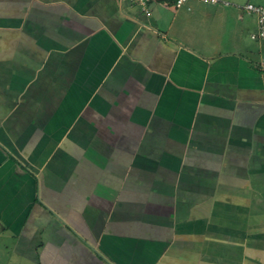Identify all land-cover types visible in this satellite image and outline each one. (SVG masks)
Here are the masks:
<instances>
[{
  "label": "crops",
  "instance_id": "1",
  "mask_svg": "<svg viewBox=\"0 0 264 264\" xmlns=\"http://www.w3.org/2000/svg\"><path fill=\"white\" fill-rule=\"evenodd\" d=\"M223 1L0 0V264H264V5Z\"/></svg>",
  "mask_w": 264,
  "mask_h": 264
},
{
  "label": "built area",
  "instance_id": "2",
  "mask_svg": "<svg viewBox=\"0 0 264 264\" xmlns=\"http://www.w3.org/2000/svg\"><path fill=\"white\" fill-rule=\"evenodd\" d=\"M136 3H139L142 8L146 11L147 14L150 13L149 9V3L154 0H132ZM189 0H175V5L177 7H180L184 5ZM209 3H223L225 5H230L231 3L229 1H223V0H201ZM238 7H241L242 10L247 14H253L257 17V32L252 34V38L254 39H263L264 40V6L255 4L251 1L246 2L244 5H237Z\"/></svg>",
  "mask_w": 264,
  "mask_h": 264
},
{
  "label": "rangeland",
  "instance_id": "3",
  "mask_svg": "<svg viewBox=\"0 0 264 264\" xmlns=\"http://www.w3.org/2000/svg\"><path fill=\"white\" fill-rule=\"evenodd\" d=\"M260 1V3H262L263 5H264V0H259ZM254 41V40H253ZM256 42V41H255Z\"/></svg>",
  "mask_w": 264,
  "mask_h": 264
}]
</instances>
